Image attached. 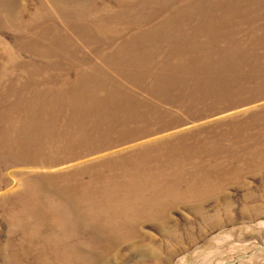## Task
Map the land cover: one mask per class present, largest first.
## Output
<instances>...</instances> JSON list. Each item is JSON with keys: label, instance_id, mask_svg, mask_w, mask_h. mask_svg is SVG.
<instances>
[{"label": "rangeland", "instance_id": "obj_1", "mask_svg": "<svg viewBox=\"0 0 264 264\" xmlns=\"http://www.w3.org/2000/svg\"><path fill=\"white\" fill-rule=\"evenodd\" d=\"M0 264H264V0H0Z\"/></svg>", "mask_w": 264, "mask_h": 264}]
</instances>
